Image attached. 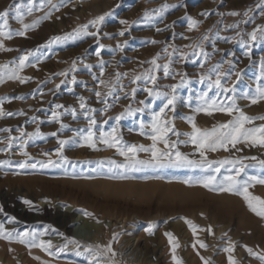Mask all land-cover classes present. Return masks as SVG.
I'll return each instance as SVG.
<instances>
[{
    "label": "rangeland",
    "instance_id": "rangeland-1",
    "mask_svg": "<svg viewBox=\"0 0 264 264\" xmlns=\"http://www.w3.org/2000/svg\"><path fill=\"white\" fill-rule=\"evenodd\" d=\"M21 2L23 5H27V0H0V10L10 4L14 7L15 4ZM257 2L258 0H69L67 6L60 8L59 11H54L51 20L42 21L40 26L30 30L26 37H14L10 41L5 40L6 46L21 51L36 49L50 37L69 32L77 25L86 23L89 19L111 10L112 15L106 17L101 31L113 35L112 38L101 36L100 43L111 45L114 48L117 41L127 40L128 44L125 50L113 52L112 48H105L101 52V57H97L95 51L98 45L95 39L91 37L40 48L36 52V57L33 58V61L37 57L41 59L39 70L29 67L23 73L34 77V80L23 85L15 81L0 84V96H25L23 100L5 102V109L8 111L22 109L27 113V116L0 119V128L11 127L13 135H18L17 127H23L29 132L33 131L36 124L31 122L29 118L36 115L43 121L40 124L42 132L56 131L59 125L49 123L47 119L50 116V109L54 107L55 103L78 108L77 98L80 95L87 97L88 103L92 107L102 108L103 105L97 102L94 94L90 91L98 84V81L92 79L90 72L83 69V65L79 66L80 70L75 75L78 80L86 81V86L85 84H65L59 90H54L55 95H53L48 89H54V84L59 83L62 79V77L56 76L53 77L52 82L41 86L44 92L43 97L38 92L33 97V90L37 88V81L44 80L50 74L68 68L73 59L82 57L85 63L93 65L91 73L97 75H99L97 60L103 59L106 62L105 79L110 78L116 70L121 72L139 71L138 61L150 59L161 50L163 42L183 46L198 40L201 34L213 25H215L213 32H216L223 29L224 25L243 19V17L228 15L220 16L219 13H227L232 10L242 13L251 7L255 9L252 13L255 17V23H264V18L259 15L260 9L255 8ZM164 3L176 7L169 8L162 20L158 19L153 25H148L140 20L139 23L132 26L130 32L126 33L124 37L116 35L124 27L120 25L119 20H138L143 16L146 9H156ZM117 5L119 6L117 7ZM21 11H26V8L22 7ZM205 11L209 12L207 17L201 15ZM42 14V12H34L31 16L26 15L25 22L30 23ZM185 14L202 21L198 29L187 30ZM14 15L15 13L12 12L9 16V26L11 29H19L21 25L12 18ZM57 16L60 19H56ZM218 20L222 23L217 24ZM2 22L0 20V23ZM167 24H172L173 27L163 32L155 31L156 27L163 28ZM241 27L246 31H251L254 24L250 22L247 25H241ZM235 31L231 29L220 31V35L230 37L235 35ZM173 32L176 34L174 38ZM181 33L190 39H182ZM153 39L162 43L152 44L150 41ZM216 46L226 51L215 53L210 63L231 59L236 65V70L243 69V75L236 84L235 93L238 97L239 106L250 115L264 114V101L252 105L248 100L242 98L246 93L254 92L257 77L260 76L261 58L264 57V42L257 43L252 48L250 55H245V49L241 45L223 39L217 38ZM206 47L209 52L212 51L210 44H207ZM19 54L15 50L0 52V63H4ZM117 62L119 63L117 64ZM163 62L164 60L160 61V63ZM174 67L177 71H186L192 79L190 86L181 89L182 100L178 103L175 112L177 127L181 131H187L190 128L182 117L189 114V108L184 105V100L191 95L193 104H195V97L206 90V85L197 82L196 78L201 71L197 63L189 61L186 66L178 63ZM232 79L235 77L233 76ZM174 82L176 81L163 79L160 81L161 84ZM214 91L210 95H213ZM120 95V101L109 110L108 116H115L124 105L129 103V100L124 98L122 93ZM145 97L146 94L143 91L138 92L136 99L131 101L133 107L138 106V101L145 99ZM109 100L111 102V98ZM149 103L151 106L145 108L143 113H137L135 117H128L119 122L126 143H150L147 137L138 134V122L141 119L149 121L151 112L159 110L162 101L157 99L149 101ZM36 109L43 110L35 111ZM96 115L98 120L106 118L99 111ZM168 115L171 116L173 113L169 112ZM62 119L65 124L69 125V129L60 133V138L71 136L73 134L72 129L83 128L87 124L82 115H78L76 120H73L70 115H65ZM227 119H229L228 116L220 113L214 116L200 114L197 116V123L204 128ZM26 120L28 123H25ZM116 123L114 119L109 120L106 125H98V129L102 127L107 131ZM0 135L6 136L7 133H0ZM56 141V137L48 136L37 140L35 143L30 142L27 151L36 160L46 159L41 153L43 151L50 154L54 153L57 147ZM181 150L191 153L192 147L184 145L181 146ZM64 155L68 157V163L61 167L36 169L0 167V207L4 210L3 213H0V221H5L7 228L15 227L21 231L25 228L44 231L46 227L50 226L49 235L43 238L51 239L54 245H61L65 238H76L73 234L90 237L97 232V227L100 225L104 227L105 233L94 242H86L80 236H77L76 239L85 243L106 244L111 239L113 232L121 233L118 242L113 244L117 253L116 260L119 264H124L125 261H128L129 264H145L148 256V260L152 264H162V258L164 264H172L169 245L164 236V232L170 231L179 239L180 248L177 250V254L182 258L184 264H202L199 256L196 255V250L191 247L194 237L184 221L180 219L183 216L201 228H206L208 225L212 226L214 235H209L207 232L199 233V238L208 245L206 249H199L200 254L206 258L211 257V260L213 259L212 264H224L221 262L220 256H227L222 248L227 244L228 238L237 243L234 255L240 264H260L257 259L248 256L241 246L247 244L254 250L264 249L260 240L252 238L255 234L264 236V219L250 212L243 199L237 195L210 191L198 184L183 183L185 179L190 177L195 179L202 176L204 174L202 170L192 168L144 169L129 173L130 178L128 179H120L116 178L106 166L109 159L117 161L123 159L116 155L113 149L101 145L100 150L96 151L87 147L69 145L66 146ZM209 155L210 158L221 159L230 156L231 153L221 150ZM236 155H256L264 158V149H245L243 153ZM8 158H11L13 162L24 159L19 155L18 149H14L10 157L8 154L0 153V160ZM53 158L55 159L54 155ZM99 161H104L105 166H101ZM34 162L35 160L30 161V163ZM248 171L250 174H264V170L258 168ZM155 177L162 178L156 179ZM251 190L256 195L264 196V185H256ZM24 200H31L34 209H30ZM21 208H28V214L19 216L18 210ZM62 208L78 216V222L71 225L69 230H66L65 224L59 219L58 210ZM80 210H87L94 215H85ZM11 216L17 218L16 223L8 222L7 217ZM150 222L157 224L152 235L145 231ZM58 233H63V236ZM224 233H227V237L223 235ZM138 238H150V252L148 254H145L143 249L141 252L139 251ZM11 245L20 246L21 244L16 241L9 243L0 239V264H8L4 263L3 257L10 252ZM69 247L71 249L74 246L70 245ZM25 249L27 248L25 247ZM17 253L18 251L15 252V254ZM31 253L25 264H41V261H50L51 264H87L86 257L77 256L72 250L61 252L57 257H50L40 249H32ZM35 256L41 257V260L34 259ZM10 264L21 263L14 258L13 263Z\"/></svg>",
    "mask_w": 264,
    "mask_h": 264
},
{
    "label": "snow or ice",
    "instance_id": "snow-or-ice-1",
    "mask_svg": "<svg viewBox=\"0 0 264 264\" xmlns=\"http://www.w3.org/2000/svg\"><path fill=\"white\" fill-rule=\"evenodd\" d=\"M69 0H27V5L20 4L8 5L3 10H0V52L18 51L20 54L12 59L0 63V84H5L9 81H15L23 85L32 80L34 77L24 75L26 68L32 67L39 70L41 63L40 58L36 57V52L40 48L51 47L54 44H63L68 41L83 40L86 37L95 39L97 48L95 55L101 57V52L105 48H112L111 45L100 43L101 36L112 38L111 33L102 32V26L106 17L112 15V11L105 12L101 15L89 19L86 23H82L74 27L71 31L61 35L50 37L44 44L37 46L36 49H13L6 46L5 40H12L14 37H26L28 32L40 26L42 21L52 19L54 11H59L60 8L67 6ZM119 5H117L118 7ZM25 7L26 11H21ZM175 5L167 3L161 4L156 9H146L143 16L138 20L129 21L127 19L119 20L122 27L116 35L124 37L130 32L133 25L143 20L148 25H153L155 21L162 20L169 8H174ZM255 8L260 9L259 15L264 18V0H258ZM254 8H248L242 13L239 11H228L227 13H219L220 16L243 17L233 23L224 25V28L213 32V27L208 28L198 40L183 46L175 43L163 42V47L155 53L150 59L138 61L140 70H131L121 72L114 71L113 75L105 79V61L98 59L99 75L91 73L92 64L85 63L82 57L73 59L68 68L63 71L52 73L45 77L44 80L37 81V88L33 90V97L38 92L43 97L44 92L41 86L52 82L53 77H62L59 83L54 84V89H48L53 95L54 90H59L62 85L70 84H85L86 81L78 80L75 73L80 70V65L83 69L88 70L94 81L98 84L90 91L94 94L98 103L103 107L97 109L88 103V98L80 95L77 98L78 108L74 106H65L61 103H55L50 109L48 116L49 123L58 124L56 131L49 133L40 130L42 120L36 115L29 119L36 124L33 131H27L23 127H17L18 135H13L11 127L0 128V133H7L6 136L0 135V153L11 156L14 149L19 150V155L24 157L23 160L13 162L11 158L0 160V167H15L16 169H36V168H55L61 167L68 163V157L64 155L66 146L72 145L75 147H87L92 150L99 151L100 146L113 149L114 153L122 157V161L109 159L107 167L116 178L128 179L129 173L138 172L144 169H165V168H192L200 169L204 174L198 178H188L183 181L185 184H198L210 191L221 193H229L241 197L250 212L257 217L264 219V196L256 195L251 189L256 185H264V174H250L249 169L264 170V158L256 155H236L243 153L245 149H264V114L250 115L237 103L238 97L236 93V84L243 75V69L236 70V65L233 60H221L215 63H210L212 56L217 52H225V49H220L216 46V39H223L227 42H233L241 45L245 49V55H250L252 48L257 43L264 42V23H255V17L252 15ZM14 12L12 17L21 25L19 29H11L9 26V16ZM34 12H42L43 14L33 19L30 23L25 22V16H31ZM207 17L208 11L201 13ZM56 19H60L59 16ZM184 19L187 20V30L193 31L198 29L202 21L192 18L185 14ZM253 23L251 31L244 30L241 25ZM222 21H217V24ZM174 24V22H173ZM173 27L172 24H167L163 28L156 27V32L167 31ZM236 30L235 35L226 37L221 36L220 31ZM173 38L175 33L173 32ZM182 39H190L180 34ZM152 44L162 43L155 39L150 41ZM128 44L127 40L117 41L115 51H124ZM210 44L212 51L207 50L206 45ZM234 55V54H233ZM164 60L163 63H160ZM189 61L198 64L201 70L197 76V82L206 85V90L202 91L195 97L189 95L184 100V105L189 108V114L182 117L187 123L190 130L181 131L176 125L175 112L178 103L181 102V89L190 86L192 79L186 71H177L175 64L187 65ZM119 62H117L118 64ZM207 65V66H206ZM227 65V68H225ZM71 74V75H70ZM235 79H232V77ZM178 78V79H177ZM174 80L176 82L169 84H161V80ZM127 81V83H125ZM230 81V83H229ZM131 85V87H129ZM103 89V90H101ZM214 91L213 95H210ZM143 91L146 94L145 99L138 101V106L133 107L131 101L136 99L137 93ZM129 100V103L122 107V110L115 116H108V112L121 99V95ZM111 98V102L109 100ZM252 105H256L264 101V57L260 62V76L257 77L254 92L246 93L243 97ZM24 95L0 96V119L27 116V113L22 109L17 111H8L5 109V102L12 100H23ZM161 100L162 106L157 111L151 112L149 121L143 119L138 122V134L145 136L150 141L148 144L126 143L123 139L119 122L128 117H135L137 113H143L145 108L150 107L149 101ZM36 109L35 111H42ZM100 112L105 119L98 120L97 112ZM171 112L173 115H168ZM220 113L229 117L226 121L213 124L211 127H200L197 123V116L204 114L214 116ZM70 115L73 120L78 119V115H82L87 121L83 128L72 129V135L60 138L59 134L69 129V125L65 124L62 117ZM115 120L117 123L109 130L105 131L102 127L98 129V125H106L109 120ZM259 121V123H257ZM28 123V120L25 121ZM48 136L57 138V147L54 153L50 154L43 151L41 154L46 159L36 160L27 148L31 143H35L39 139H44ZM190 145L192 152L181 150V146ZM231 153L230 156H225L221 159L210 158V153L219 151ZM141 154H144L143 156ZM55 156V159L53 158ZM35 160L34 163L30 161ZM101 166H105L104 161L98 162ZM223 169V172H222ZM160 179L162 177H155ZM24 203L30 209H34L31 200H24ZM3 208L0 207V213H3ZM85 215L92 216L93 213L87 210H80ZM5 216L7 214L5 213ZM181 220L191 230L194 240L191 247L196 250V255L199 256L202 264H212L211 257H204L200 254L199 249H206L208 245L199 238L200 232H207L209 235H214L211 225L206 228H201L187 217H180ZM8 222L16 223L17 218L14 216L7 217ZM99 222V221H98ZM157 227L155 222H150L145 228V231L152 235ZM49 227L44 231L36 229L19 230L15 227L9 229L5 226V221H0V239H4L9 243L16 241L24 245L29 250L31 255L32 249H40L47 253L50 257H57L61 252L72 250L77 256H84L87 259V264H119L116 260L117 253L113 244L118 242L121 233L113 232L111 239L106 244L101 243H85L77 240L75 237L65 238L61 245H54L51 239L43 237L49 235ZM63 236V233H58ZM227 237V233L223 234ZM169 245V252L172 264H184L182 258L177 254L180 248L178 237L172 232H164ZM70 245L74 246L70 249ZM248 256L257 259L260 264H264V249L254 250L247 244L242 245ZM237 248V243L228 238V242L223 246L222 251L227 254V264H240L236 259L234 252ZM259 248V246H257ZM12 251L13 249H9ZM34 259L40 261L41 257L35 256ZM41 264H51L50 261H41Z\"/></svg>",
    "mask_w": 264,
    "mask_h": 264
},
{
    "label": "bare ground",
    "instance_id": "bare-ground-1",
    "mask_svg": "<svg viewBox=\"0 0 264 264\" xmlns=\"http://www.w3.org/2000/svg\"><path fill=\"white\" fill-rule=\"evenodd\" d=\"M243 105V104H242ZM180 185V184H178ZM182 186V185H180ZM185 191V190H184ZM189 191V190H188ZM182 193V191H181ZM184 193V192H183ZM243 205V204H242ZM204 206V205H203ZM208 207V206H207ZM206 207V208H207ZM205 208V209H206ZM202 209V208H201ZM208 211L209 208H207ZM238 210V209H237ZM28 208H21L20 210H18V214L19 216H23L25 214H28ZM246 211V209H245ZM58 213H59V219L62 223L65 224V228L66 230H69V227L71 225H74L78 222V216L68 210H66L65 208H62L60 210H58ZM239 213V212H238ZM236 214V213H235ZM239 215V214H238ZM241 216V215H240ZM239 217V216H238ZM241 219V217H240ZM92 224V222H91ZM219 224V223H218ZM240 224V223H239ZM223 225V224H221ZM260 225V224H259ZM96 226V225H95ZM222 228V227H221ZM226 228V227H224ZM220 230V229H219ZM222 230V229H221ZM96 231V230H95ZM105 233V229L103 226H100L98 225L97 227V232L95 234H92L90 237H83L81 235H78V234H73V236H80L84 241L86 242H94L97 238L99 237H102ZM252 237V236H251ZM254 240H260L263 245H264V236L262 235H258V234H255L253 235L252 237ZM191 239V238H190ZM150 238H138V241H137V245L139 247V251L141 252V250L143 249L144 250V253L145 254H148L150 252ZM184 246V245H183ZM242 247V246H241ZM4 249V248H3ZM10 249H13L12 251H10L5 257H3V261L4 263H13V259L15 258L16 260H18L21 264H25V262L28 260V258L30 257L29 255V250L28 249H25L24 246L22 245H18V246H10ZM15 249V250H14ZM18 251L17 254H15V252ZM219 253V252H218ZM220 256V255H219ZM154 257V256H153ZM149 259V256L147 257L146 261H145V264H152ZM220 259H221V262L224 263V264H227V256L225 255H222L220 256ZM213 260V259H212ZM18 263V262H17ZM124 264H129L128 261H125L123 262ZM161 263L164 264V259L162 258L161 260ZM196 263V262H195ZM158 264V263H157ZM160 264V263H159Z\"/></svg>",
    "mask_w": 264,
    "mask_h": 264
}]
</instances>
